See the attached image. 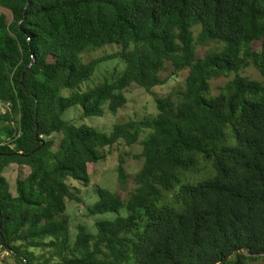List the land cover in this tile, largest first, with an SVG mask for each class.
<instances>
[{
    "label": "trees",
    "instance_id": "1",
    "mask_svg": "<svg viewBox=\"0 0 264 264\" xmlns=\"http://www.w3.org/2000/svg\"><path fill=\"white\" fill-rule=\"evenodd\" d=\"M0 7L12 15L0 17V254L21 264H250L264 256V81L242 73L253 66L264 77V0ZM112 44V53L95 55ZM118 59L122 70L80 89ZM182 70L184 89L157 97L154 115L108 133L64 118L79 105L83 117L118 112L132 85L151 92ZM218 78L228 80L215 93ZM123 142L142 147L135 188L124 197L94 184L89 213L116 216L98 220L96 232L79 224L73 237L68 205L84 202L75 184L89 186L105 151ZM125 163L117 169L123 188ZM13 164L15 185L3 174ZM207 167L209 177H194Z\"/></svg>",
    "mask_w": 264,
    "mask_h": 264
},
{
    "label": "rangeland",
    "instance_id": "2",
    "mask_svg": "<svg viewBox=\"0 0 264 264\" xmlns=\"http://www.w3.org/2000/svg\"><path fill=\"white\" fill-rule=\"evenodd\" d=\"M5 15L7 21L12 20V15L9 10L6 8L0 7V17ZM200 28L197 27L195 30V36L198 37ZM117 44L107 45L100 49L99 53L95 55H102L104 53H112ZM209 49V46L201 47L199 49V55H203ZM124 68V63L118 60H111L107 62H103L96 73L92 78L85 81L81 85V90H87L90 87L95 86L96 84L104 81L105 78H111L116 71H120ZM243 75L259 80L264 81V77L261 73L253 66H250L243 70ZM170 72L166 73L164 76H168ZM188 75L187 70L180 71L177 75H169V80L165 85H160L155 87L151 92L147 91L143 87L138 85H132L128 89H126L125 94L127 96L128 102L126 106L118 112H112L106 109L104 115L102 116H89L83 117L82 107L73 106L69 110H67L64 114V118L67 120H71L77 124L86 123L90 126H94L103 132H110L114 125L117 123L125 122L129 119H141L144 115H154L157 113L156 107V98L164 96L171 91H174L176 88L184 89L185 86V78ZM227 78H218L213 80L212 86L213 91L215 93L220 91V87L223 86L227 82ZM68 90L65 91V94H69ZM106 107V105H104ZM5 106L0 105V112H4ZM59 139L60 136H56ZM142 147L140 145L128 146L124 142L120 145H116L113 149H107L105 151L106 158L101 160L97 166V172L92 177L91 183L89 186H83L79 183H76L83 195L84 202H69L67 213L71 220V229L73 237L76 236L77 226L79 224L85 225L89 231L96 232L95 223L98 220L102 219H112L116 215L114 213H109L106 215H91L88 211V207L94 204L99 196L95 191L94 184L100 185L102 187L108 188L112 191H121L123 196H127L128 192L133 190L136 186L134 182V175L140 170L142 167V160H139L134 157L135 154L140 153ZM124 158L126 172L128 174V180L126 186L123 188L118 182V166L120 164V159ZM199 165V164H198ZM210 168H206L201 173L194 174V177H209L208 170ZM20 168L17 164L10 165L5 168L3 174L7 177L12 185H15L18 173ZM27 172V168H26ZM4 257L0 256V264H21L18 263L15 258L10 254L9 251L3 252ZM250 264H264V256H262L259 260L253 261Z\"/></svg>",
    "mask_w": 264,
    "mask_h": 264
},
{
    "label": "built area",
    "instance_id": "3",
    "mask_svg": "<svg viewBox=\"0 0 264 264\" xmlns=\"http://www.w3.org/2000/svg\"><path fill=\"white\" fill-rule=\"evenodd\" d=\"M4 106H5V105H4ZM6 108H7V106H5V109H6ZM0 256H1V257H4V254L2 253V254H0Z\"/></svg>",
    "mask_w": 264,
    "mask_h": 264
}]
</instances>
